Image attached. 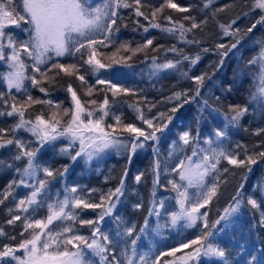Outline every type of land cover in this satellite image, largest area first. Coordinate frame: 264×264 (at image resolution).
Wrapping results in <instances>:
<instances>
[{"label":"trees","instance_id":"1","mask_svg":"<svg viewBox=\"0 0 264 264\" xmlns=\"http://www.w3.org/2000/svg\"><path fill=\"white\" fill-rule=\"evenodd\" d=\"M100 2L101 0H91L93 5ZM127 2L134 5V0ZM173 2L180 8H188L189 11L181 12L169 8L167 0H141L140 10L148 16L147 20L144 16L135 15V5L132 8L117 10V22L113 28H118L119 31H113L111 42H105L108 44L107 47L100 45L94 47L97 48L98 58L108 62L107 58L116 53V59L123 58L121 63H114L110 68L92 73L89 66L84 63L89 55V50L85 48L74 56H53L47 65L41 66V70L45 71L55 62L76 64L80 67L79 74L85 76L87 85L82 86V82L76 76H67L63 73L55 75L58 69L48 73L49 77L55 75V80H45L42 83L41 86L47 89L46 93L40 92L38 86L33 87L30 81L25 82L27 94L34 99L52 101L51 106L48 104L28 106L25 111L27 120L34 121L40 114L47 119L53 111L73 108L71 95L67 91L68 85L71 84L81 102L89 109L98 108L105 98L108 99L109 115L105 117L104 123L115 127L119 139L129 143L134 139V134L121 131L123 125L132 124L151 131L139 118L142 114L145 118L152 119L154 124L168 125L162 133H157L158 140L144 141L141 137L139 142H142L144 147L138 148L135 153L130 149L121 148L91 163H85L82 161V155L73 162L69 154L61 153L62 148L67 149L71 155L80 149L78 144L69 143L66 137H59L54 142L41 146L39 140L26 129L13 131V126L19 120L18 116H0V128L8 130L0 133V136L4 139L20 140L24 144V149L29 151L40 149L34 158V164L40 166L36 171L35 183L42 179L49 181L47 189L44 190L47 196L57 193L59 199H62L66 195L65 188L76 187V195L88 202L99 203L102 195H107L109 190L114 191L120 186L121 179L124 180V188L119 199L113 197L116 208L112 216L105 217L100 223L104 233L114 241L119 239L113 254L122 261V264H126V261L120 256V252L126 249L128 256H132L131 240L136 236L140 239L136 245L137 255L132 257L134 264L140 263L139 256L143 254H147L150 264L157 257L159 264H264L262 222L264 159L257 157L258 162L250 166L252 169L250 172L243 166L229 165L222 159L218 165L219 172L212 173L206 178L209 186L213 182L218 184L216 195L212 197L210 203L200 209V213L206 215L198 220L194 227H185L184 221L178 222L175 226L171 224V213L178 211V205L177 193L172 190L169 183L173 180L181 183L178 174L172 169L181 160H185L186 156L192 155L193 147L206 148L204 140L208 138L215 140L213 133L217 129L227 133L221 147L235 154L238 159L246 160L249 155L256 156L264 152V94L259 91L264 85H261L259 80L258 64L249 63L259 56L264 47V25L257 24L251 32L247 31L264 16V10L253 7L255 0L213 2L173 0ZM14 4L19 10L20 0H14ZM154 11L155 18L152 17ZM193 22L199 27L187 31L182 38L179 25L183 24L185 29H190ZM151 23H157L161 27L153 28L150 26ZM173 26L176 27L175 32L163 30ZM29 28V25L22 23L20 28L7 27L5 32L13 37L19 47V42L28 40ZM145 28L148 30L145 31ZM225 28H228L227 34ZM237 29L238 34L233 35ZM93 38L100 40L103 39V35L95 34ZM149 39L153 43L144 47ZM237 40L239 43L236 48L230 49L231 44ZM2 43L5 45V55H11L7 39ZM121 45H127L129 50L125 51ZM220 45L225 47L221 48ZM173 48L176 50L172 51ZM136 49L139 50L134 51ZM224 52H227L226 56L222 55ZM197 56L199 60L192 64L191 61ZM21 59L27 65L34 62L23 52ZM169 61L176 67L163 70H156L153 67L154 64ZM1 62L0 72L7 71L6 62ZM28 74H32L30 67ZM202 75L205 79L203 84L198 86L194 77ZM98 77L129 91L119 92L113 96L108 85L96 83ZM37 78L39 79V74ZM88 87L93 89L90 96L86 94ZM176 93H181V98L170 99ZM27 94L23 90L7 89L4 80L0 79V95L3 96V99H0V112L10 111L13 102L23 103L27 99ZM92 100L97 104H91ZM185 100L189 102L185 103ZM56 105L60 108L57 109ZM236 106L247 108V112L240 118L238 124L232 125L229 124L230 117L234 115L231 109ZM173 108H177L175 113L171 111ZM169 116L172 117L171 121L168 120ZM116 117L120 118V124H117ZM63 119L67 120L69 117ZM185 131H189L193 137L189 145H184L180 140V135ZM21 151L15 143L0 147V201H3L0 203V230L4 233L0 235V248L3 245L16 247L30 238L33 230H26L25 224L34 219H45L47 215V209L44 207H38L35 211L28 209L27 212L18 207L19 201L26 199L29 191V187L20 186L24 180L23 169L27 167V157L21 160L14 158ZM197 159L198 156L193 157V161ZM157 163L160 165L159 168L156 167ZM65 166L68 167L67 172L59 175ZM45 167L57 174L54 177H46L43 172ZM224 168L228 171L224 172ZM137 175L141 176L139 182L135 180ZM217 175L219 179L214 181L213 178ZM196 191L189 189L190 194ZM238 191L243 195L237 196ZM249 198L257 200L259 207L253 208L248 204ZM237 199L240 200L239 210L213 227L214 222L225 215V209L236 207ZM76 211L80 219H96L100 209L81 208ZM156 212H159V215H156ZM16 215L21 219L9 224L8 221ZM205 221L208 228H204ZM64 224L72 226L76 234L91 235L90 227L80 225L78 221H65ZM58 225L59 222H54L50 227L56 228ZM130 226H135L132 237L121 239L116 236L117 232L122 234L124 229ZM142 227L143 233L139 231ZM207 231L214 233V237L209 238V241L223 248L225 257L201 255L198 260H187V255L194 253L198 245L181 248V244H189ZM174 248L179 249L174 255H160L171 252ZM16 255L22 256V249ZM93 259L99 264L98 257ZM109 259L111 260V256Z\"/></svg>","mask_w":264,"mask_h":264},{"label":"snow or ice","instance_id":"2","mask_svg":"<svg viewBox=\"0 0 264 264\" xmlns=\"http://www.w3.org/2000/svg\"><path fill=\"white\" fill-rule=\"evenodd\" d=\"M211 2V0H209ZM141 0H134L135 15L144 16L147 20L148 16L140 10ZM128 3L127 0H101L99 4L93 5L91 0H20L19 10L14 4V0H4L0 2V61H5L8 67L6 72H0V79L4 80L9 90L16 89L17 91L23 90L26 94L28 88L25 86L26 81H30L33 87H39V91L46 93L47 89L42 85L45 80H55V75L63 73L67 76H76L78 80L82 82V86L87 85L84 75H80V67L76 64H63L59 62L52 63L45 71L41 70L42 65H47L50 60L55 57L74 56L77 53H81L82 49L87 48L89 50L88 58L84 61L90 68L92 73H99L101 69L110 68L114 63H121L123 58L116 59V53H113L111 57H108V62L98 58L97 48L95 45L107 47L105 43L110 41V37L113 31H119L118 28L114 29L116 24V18L118 16L117 10L120 8H132L134 6ZM207 6V5H206ZM167 7L177 9L181 12L189 11L188 8H180L173 0H167ZM254 8L264 10V0H255ZM162 10V9H160ZM156 12L152 13V17L155 18ZM169 19H171L169 17ZM185 19H191L185 17ZM29 25V38L27 41L19 42L17 47L13 37L6 34L5 29L9 26L21 27V24ZM235 23V21H233ZM257 24L264 25V16H261L247 31L251 32ZM153 28H160L157 23H151ZM199 27L198 24L193 22L190 29H185L183 24L179 25L180 35L183 38L187 31H191L193 28ZM224 27L223 25L221 26ZM230 27V26H229ZM145 31L148 29L145 28ZM167 32H175L176 27H170L163 29ZM225 33H228V28H225ZM239 29L236 30L233 35H237ZM95 34L103 35V39L97 40L93 38ZM4 39L8 41V47L11 49V55L6 56L4 52L5 45L2 43ZM153 41L147 40L144 47L151 45ZM239 40L236 43L231 44V48H236ZM224 48L225 45H220ZM125 51L129 50L127 45H121ZM229 49V50H230ZM136 49L134 51H138ZM175 51L176 49H171ZM119 51V49L117 50ZM207 51V50H205ZM21 52L27 54V56L34 62L31 65H27L21 59ZM227 55V52L222 53ZM185 59H188L185 57ZM199 60V56L192 60V64H196ZM260 62V82L264 85V47H262L259 56L253 60H250V64ZM223 61H221V64ZM31 68L32 74H28V68ZM154 69H172L176 65L171 61L164 64H154ZM53 69L59 71L54 76L49 77L48 73ZM39 74V79L37 78ZM197 85H202L205 77H194ZM97 84L108 85L109 90L112 91L113 96H116L119 92L127 93L128 89L118 88L117 85L112 84L111 81L106 79L96 80ZM68 93L71 95V100L74 107L71 109H63L62 111H53L51 115L46 119L43 114L37 115L35 120L25 119V111L28 106L32 104H48L52 105L51 100H39L34 99L30 94H27V99L20 104L13 102L10 106L11 110L0 112V116H18V122L13 126L12 130L26 129L31 132L40 142L41 146L54 141L59 137H66L71 144L79 141L80 149L74 155L68 153V150L62 148L60 151L64 154H69L70 159L75 162L77 157L86 155L89 160L92 157L104 151L109 147H119L123 149H130L132 153H135L138 148L144 147V144L140 141L143 137L144 141L158 140L157 133H162L167 124H154L152 119L145 118L142 114L139 117L144 124L151 129L150 132L141 128L135 127L132 124L123 125L122 132L134 134V139L130 143L126 140L118 138V134L113 125H105V117L109 115L108 107L109 101L104 99L103 103L95 109H89L84 103L81 102L77 91L74 90L71 84L67 87ZM93 89L88 87L87 95L92 94ZM260 93L264 94V86L259 89ZM181 93H176L174 97L170 99L179 100ZM186 95V94H185ZM196 95H199V89L197 88ZM0 99L3 96L0 95ZM14 99V98H13ZM194 99V97H193ZM189 102L188 100L184 101ZM95 105V100L90 101ZM207 102H205L206 104ZM59 109L60 106L56 105ZM173 113L177 111V108L171 110ZM231 111L234 113L229 119V124H238L240 118L247 112V108H241L239 106L233 107ZM163 116V114H161ZM64 117L69 119L64 120ZM168 120L171 121L172 117L169 116ZM117 124H120V118L116 117ZM227 127V125L225 126ZM108 129H111L109 131ZM8 131L7 129L0 128V133ZM215 140L208 138L204 140L207 145L206 148H192V155L186 156L185 160H181L179 164L172 169L179 176L181 183L176 181H169L172 185V190L177 193L176 203L178 205V211L171 213V224L175 226L178 222L184 221L185 227H194L197 221L202 219L206 214H201L200 209L210 203L213 196L216 195L218 184L213 182L209 186L206 178L212 173H218V165L221 160H226L229 165L237 167H245L247 171H251V165H255L258 162L257 157L264 159V152L258 153L256 156L249 155L246 160L238 159L233 153L227 152L221 147L223 139L227 136L224 130L217 129L214 131ZM193 137L189 131H185L180 135V140L184 145H189ZM13 143L21 149L20 154L16 155L15 160H21L23 157H27V167L23 169L25 176H35L37 169L40 167L38 164H34V158L39 148L34 150L24 149V144L20 140L4 139L0 136V147L12 145ZM183 151V149H181ZM196 161H193V157H197ZM159 163L156 167L159 168ZM68 167L65 166L63 172L59 175H63L67 172ZM224 172L228 169L224 168ZM43 172L46 177H54L57 173H54L50 168H43ZM127 175V173H125ZM141 176L137 175L135 180L139 182ZM219 176L213 178L214 181L218 180ZM23 183V181H21ZM49 181L42 179L38 181V187L34 186V190L27 199H21L18 207L27 212L28 209L24 207L25 204L33 205L37 204V197L41 195V192L46 190ZM124 188V180L121 179L120 186L114 191L109 190L107 195L100 197L99 203L88 202L82 197L76 195L77 188H65L66 195L63 199H57L52 203H47L45 200H41L39 206H45L47 209V215L45 219H34L28 221L25 224V229H32L30 238L25 239L16 247L10 245H3L0 248V264H96L93 257L99 258V264H122V261L117 259L114 255L115 245L119 244V239L114 241L110 236L104 233L100 228V223L105 220V217L112 216L113 210L116 208V203L113 201V197L119 199V195ZM243 188V185H240ZM189 189H196L193 194L189 193ZM243 193H237V196H242ZM193 199L195 202H192ZM234 199H236L234 197ZM3 201H0L2 203ZM253 208H258L259 204L257 200L249 198L247 201ZM161 207L163 201L160 202ZM240 200H236V207L225 209V215L221 216L219 220H216L213 227L220 224L221 221L227 220L228 216L239 210ZM140 207V205H136ZM100 209L96 219H80L77 213V209ZM35 211V209L33 210ZM159 215V212L155 213ZM264 215V214H262ZM19 215L13 216L8 221L9 224L20 220ZM27 219V218H25ZM116 219H120L116 217ZM65 221H73L80 225H87L91 229V235L85 236L76 234L74 229L70 225H65ZM54 222H59L56 228L50 227ZM264 222V221H262ZM147 223V221H145ZM204 228H208V224L205 221ZM39 231H36V230ZM141 233L144 232V228H140ZM223 231V229H220ZM135 232V226L126 227L124 232L116 233V236L123 239L126 237H132ZM0 235H4L0 230ZM214 237L212 231L203 233L200 237L190 241L189 244H181V248H188L190 245H198L194 249V253L187 255V260H198L201 255L225 257V251L223 248L215 246L209 241V238ZM140 237L136 236L131 240L132 256H128L127 250L124 249L120 252V256L125 258L126 264H134L133 258L137 255L136 245L137 240ZM110 248L112 251H110ZM23 250V257L16 255L17 252ZM203 250V251H202ZM179 249H172L171 252L161 253L160 255H174ZM111 256V260L109 257ZM140 264H149L147 254L139 256ZM151 264H159V257L151 261Z\"/></svg>","mask_w":264,"mask_h":264},{"label":"rangeland","instance_id":"3","mask_svg":"<svg viewBox=\"0 0 264 264\" xmlns=\"http://www.w3.org/2000/svg\"><path fill=\"white\" fill-rule=\"evenodd\" d=\"M211 1L213 2V1H216V0H211ZM256 64H258V66L260 68V62L258 61ZM0 65H2V62L1 61H0ZM259 80H260V78H259ZM4 83H5L6 88L8 89L7 84H6L5 81H4ZM66 140L70 143V141H69L68 138H66ZM51 142H54V141H50V143ZM75 143L79 145V141L78 140ZM119 149H121V148L115 147V146L114 147H109L107 149H104V151L95 154L92 157L91 160H89L86 155H82L81 158H82V161L83 162H85V163H91L92 161L97 160V158H100V157H102L104 155L107 156V154H111L113 152H116ZM35 181H36L35 180V176H25L24 175L23 183H21L20 186L21 187H29V191H28V196L27 197H29L31 195L32 191L34 190V186L38 187V183H35ZM57 199H59L57 193H54V194H52L50 196H47V195H45L44 191H42L41 192V195L37 197V204H33V205H27V204H25L24 207H26L27 209H31L33 211L34 209L38 208V204H40L41 200H45L47 203H52V202L56 201ZM39 207L46 208V205L45 206H39ZM22 252H23V250H22ZM23 255H24V252H23ZM23 255L21 257H23ZM138 264H140V263H138ZM149 264H150V262H149Z\"/></svg>","mask_w":264,"mask_h":264}]
</instances>
